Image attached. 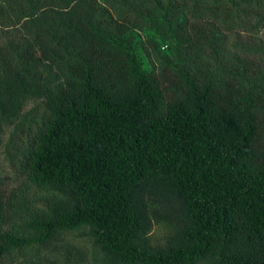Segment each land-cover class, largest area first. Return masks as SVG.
I'll list each match as a JSON object with an SVG mask.
<instances>
[{"label": "trees", "instance_id": "trees-1", "mask_svg": "<svg viewBox=\"0 0 264 264\" xmlns=\"http://www.w3.org/2000/svg\"><path fill=\"white\" fill-rule=\"evenodd\" d=\"M0 153V261L264 264V0H0Z\"/></svg>", "mask_w": 264, "mask_h": 264}, {"label": "rangeland", "instance_id": "rangeland-1", "mask_svg": "<svg viewBox=\"0 0 264 264\" xmlns=\"http://www.w3.org/2000/svg\"><path fill=\"white\" fill-rule=\"evenodd\" d=\"M135 36L137 39H143L145 38L141 33H136ZM12 164L9 166V161L3 157V155L0 153V173H8L10 175H15L14 169L11 167ZM29 188H34V187H29ZM29 195H34L37 194V191L35 189H29L27 191ZM157 232L160 230V228H156ZM66 240L71 241L72 243H75L81 248H83V253H84V258H86V262L84 264H102L101 262H98L97 260L94 259L93 254H92V244L89 242V239L86 237H81L79 236V233L77 231L70 232L66 235ZM31 249L25 251V252H15L13 254L14 257L13 259V264L19 263V264H39V260L37 261L36 255L34 251H30ZM47 253L46 255L49 254V251H45ZM0 264H8L6 260L0 261ZM11 264V262H9Z\"/></svg>", "mask_w": 264, "mask_h": 264}]
</instances>
